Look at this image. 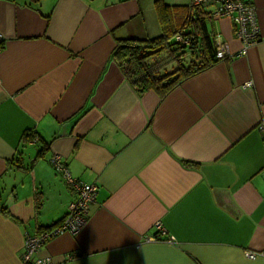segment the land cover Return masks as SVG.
Masks as SVG:
<instances>
[{
  "label": "crops",
  "instance_id": "obj_1",
  "mask_svg": "<svg viewBox=\"0 0 264 264\" xmlns=\"http://www.w3.org/2000/svg\"><path fill=\"white\" fill-rule=\"evenodd\" d=\"M156 1L0 0V264H21L25 232L67 212L74 193L53 154L97 193L80 232L37 257L264 264V0H250L259 38L241 54L232 19L207 12L215 46L236 55L164 96L139 93L110 59L119 38L162 34Z\"/></svg>",
  "mask_w": 264,
  "mask_h": 264
},
{
  "label": "trees",
  "instance_id": "obj_2",
  "mask_svg": "<svg viewBox=\"0 0 264 264\" xmlns=\"http://www.w3.org/2000/svg\"><path fill=\"white\" fill-rule=\"evenodd\" d=\"M155 8L162 34L154 38H119L110 59L139 93L153 89L164 96L187 77L214 63L216 46L205 26L206 10L192 5L169 6L160 0ZM177 34L189 43L177 41ZM33 137L27 133L24 140ZM0 209L4 207L0 205Z\"/></svg>",
  "mask_w": 264,
  "mask_h": 264
},
{
  "label": "built area",
  "instance_id": "obj_3",
  "mask_svg": "<svg viewBox=\"0 0 264 264\" xmlns=\"http://www.w3.org/2000/svg\"><path fill=\"white\" fill-rule=\"evenodd\" d=\"M193 7H200L208 12L212 17H230L234 24V34L240 40L242 47L236 54L245 53L248 46L255 43L259 38V27L256 16V9L250 0H192ZM209 10V11H208ZM175 39L188 44L189 40L181 35H176ZM2 35L0 34V47ZM227 50L224 44L216 47V58L224 59L234 55ZM53 170L61 176L64 183L74 193L73 199L68 205L67 212L56 224L46 228H40L33 232H25L24 244L21 250V264H52L49 257H37L36 253L40 247L50 238L68 232L76 235L86 223L89 207L95 201L97 185L86 183L74 177L69 171L63 158L59 154H53L50 159ZM156 227L161 229L160 223ZM152 239H155L153 237ZM78 252L66 254V259L71 260L78 256ZM249 258H254L257 253L247 251Z\"/></svg>",
  "mask_w": 264,
  "mask_h": 264
},
{
  "label": "rangeland",
  "instance_id": "obj_4",
  "mask_svg": "<svg viewBox=\"0 0 264 264\" xmlns=\"http://www.w3.org/2000/svg\"><path fill=\"white\" fill-rule=\"evenodd\" d=\"M35 152H36V146H32V147H30V148L27 149V151H26V159L29 162L32 161V158L31 157L35 154Z\"/></svg>",
  "mask_w": 264,
  "mask_h": 264
}]
</instances>
